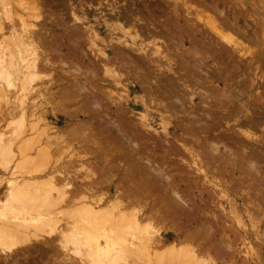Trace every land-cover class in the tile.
<instances>
[{"label": "bare ground", "instance_id": "obj_1", "mask_svg": "<svg viewBox=\"0 0 264 264\" xmlns=\"http://www.w3.org/2000/svg\"><path fill=\"white\" fill-rule=\"evenodd\" d=\"M55 1L0 0V264H264V196L258 199L261 204L251 205L250 192L245 193L250 198L238 195L236 182L229 179L233 173L227 172L230 177L224 180L230 169L222 171L220 166L230 164L241 171L237 169L240 192L246 176L264 180V172L249 153L243 154L249 159L240 158L244 148L237 152L226 146L228 140L212 136L219 119L216 111L227 110L220 120L229 121L249 114L250 107L241 101L233 107L240 90L237 93L235 79L224 74L222 66L236 55L238 63H247L248 45L212 16L190 7L183 12L176 4L180 0L163 3L174 4L171 19L179 23L175 32L169 31L170 18V26H159L155 20L144 21L147 18L135 7L116 3L107 9L101 3L88 7L95 24L85 7L71 3L64 8L73 26L67 29L61 18L52 27L48 22H57L58 16L46 23L44 13ZM249 2L237 1L242 7ZM215 4L209 7L218 13ZM163 10L167 14V8ZM198 24L213 34L210 49L215 47L217 56L211 62L212 75L221 81L203 71L213 56L193 44L191 31L192 44L186 46L187 29H197ZM263 29L264 24L259 33ZM257 38L249 35L247 41L256 45ZM260 49L253 63L264 55L263 46ZM222 55L228 58L221 60ZM255 71L250 92L257 85ZM202 106L207 124L198 115ZM183 116L188 117L186 123L177 121ZM251 128L241 129L240 136L252 144L264 143ZM206 132L211 137L203 136L200 142L194 136ZM218 160L223 161L219 166ZM196 182L208 187L199 185V196L189 188ZM209 188L225 200L228 210L220 209L240 226L234 231L240 241L230 232L232 225L210 211ZM231 195L239 198L233 201ZM245 197L250 208L244 206ZM251 228L254 238L263 239L262 255L250 247L237 260L235 240L251 245Z\"/></svg>", "mask_w": 264, "mask_h": 264}, {"label": "rangeland", "instance_id": "obj_2", "mask_svg": "<svg viewBox=\"0 0 264 264\" xmlns=\"http://www.w3.org/2000/svg\"><path fill=\"white\" fill-rule=\"evenodd\" d=\"M96 1V0H95ZM104 1H106V3L104 2ZM161 1H163V2H161ZM183 1V2H182ZM197 0H180V1H178L179 3H176L177 4V6L179 7V5H180V7H182L183 6V8L184 9H182V11L184 12L185 10H186V7H190V10L191 11H193V12H198V13H201V15H203V16H207V15H210V16H212L219 24L220 23H222V24H220V25H222V26H224V27H226V30L230 33V31L231 30H233V36H235L236 35V37L244 44V45H248V47L250 48V52H248V54L245 56V58L247 59V63L246 62H244V63H238V61H239V59L237 58V56L238 55H236V57L234 58V60H228V59H226V61H221V60H225L224 58H228V57H225V56H221V60H220V63L222 62V63H224L225 65H223L222 63V66H225V72H224V74H228L230 77L231 76H233V78L235 79L234 80V86L236 85V91H237V93L239 92L238 91V88H239V90H240V93L239 94H241V96L239 95V96H237L238 97V103L236 104V102L234 103V106L233 107H236L237 108V106L239 107L240 106V102L239 101H241V103L243 102L244 104H247V107H250L249 108V114L247 113L246 114V116L244 115L243 117H236V118H234V119H232V121H231V119H230V121L229 120H227V119H225V120H220V117H222V116H224V114H227V110H222L221 112L220 111H216V114L217 115H215V118H216V116L219 118L218 120H216V124H215V128H214V132H213V135L212 134H210V132H206V133H203V134H199L201 137H199V135L197 134V133H194V134H197V135H194L195 137H198V141L200 142V141H202L203 139H204V137L203 136H207V137H211V135L213 136V138H224L223 140H222V142L224 143L225 141H227V142H225V144H226V146L229 144V146L231 147V148H233L234 150H238L237 152H240L241 153V151H243V149L242 148H244V150L245 151H243V153H235L236 151H234V150H232L231 148H230V150H231V152H233L234 154H238V156L237 157H239V154L240 155H242L240 158H244V160H246V159H249V157L250 156H248L247 158H246V155H251V157L252 158H254L253 160L255 161L254 163L257 165V168L261 171L262 170V172H264V158L262 159V157H264V143L263 142H258L257 140L259 139V137H264V123H258L257 122V120L258 121H260V120H262V119H264V116H262V115H264V67H263V65H264V55L262 56V57H260V62H258V63H253L252 61L255 59V57L254 56H257L258 57V55H259V51L262 49V47H261V49H260V45L261 46H263V48H264V33H259V32H262V30H260L261 29V26L264 24V0H246L247 2H251V4H250V2L249 3H245V5L246 4H248V5H246V6H241V4L239 3H237V1L238 0H202V2H201V0L200 1H197ZM244 1V0H243ZM92 2H94L93 0H92ZM91 1H89L88 0V2L86 1V0H58V2L57 1H55V4L53 5V4H50V5H52L53 6V8H51L50 6L48 7L47 6V11H45L46 13L47 12H49V13H47L48 15H46V13H44V15L46 16V17H44V18H47V19H45L46 20V23L48 22V20H50L51 19V21L54 19L55 21H56V17L58 18L57 19V22H55V23H52V22H48V25L49 26H54V24L56 25V24H59V22H58V20H60L61 18L64 20V22H65V26L64 27H66L67 29H68V27H69V29H70V27L71 26H73V22L72 21H70V18H69V14L67 13V9H65L64 7H69V5L72 3L73 5H72V7H85L86 8V10L89 12V14H87V17H88V20H90L91 21V23H97V20H96V18H94V15L91 13V12H93V9H95L96 7H97V5L98 4H103V5H101L102 7H106V9H107V6L108 7H110L109 5L110 4H112V3H116L117 4V6L118 7H130L131 8V10H135V8L136 9H138V11H139V13L140 14H142L143 16H144V18L146 19V20H144L143 19V17H141L144 21H147L148 20V18H149V20H151V21H149V22H153L154 20L156 21V17L158 16H160V18H157L158 20H157V22H153V23H155V24H157V25H159V26H162L163 24H165L164 26L165 27H168V25L167 24H169L170 23V21H171V23H173V21H172V8L171 7H174L173 5V3L171 4H167V5H163V3H164V0H160V1H158V0H98V1H96L97 2V4H96V2H94V3H92ZM156 2H158L159 3V5H161V6H157L156 5ZM216 2V6L217 7H215V9L216 8H218V13H215V11L213 10V8L214 7H209V6H213L214 5V3ZM232 2V3H231ZM235 2V3H234ZM253 2V3H252ZM255 2V3H254ZM257 2V3H256ZM77 3V4H76ZM162 3V4H161ZM182 3V4H181ZM192 3V4H191ZM204 3V4H203ZM263 3V4H262ZM95 4H96V6H95ZM185 4H186V6H185ZM191 4V5H190ZM196 4V5H195ZM235 4V5H234ZM259 4V5H258ZM261 4V5H260ZM107 5V6H106ZM132 6V7H131ZM156 6V7H155ZM193 6V7H192ZM195 6V7H194ZM206 6H208V7H206ZM254 6H256V8H258L257 10H256V8H254ZM263 7L262 9H261V7ZM59 7H61V8H59ZM88 7H90V8H93V9H89L88 10ZM135 7V8H134ZM163 7L166 9L167 8V10H166V13L167 14H165V11L163 10ZM228 7V8H227ZM134 8V9H133ZM154 8V9H153ZM158 8V10H156ZM233 8V9H232ZM50 9V10H49ZM52 9V10H51ZM250 9V10H249ZM259 9L260 10H262V12L261 11H259ZM58 10V12H55V11H57ZM66 10V11H65ZM171 10V11H170ZM222 10V12H221V14H219L220 13V11ZM248 10V11H247ZM204 11V12H203ZM214 11V12H213ZM224 11V12H223ZM247 11V12H246ZM152 12V13H151ZM161 12V13H160ZM217 12V11H216ZM258 12V13H257ZM59 13L61 14V15H59ZM106 15H107V17H109V18H111V16H109V13L106 11V12H104ZM132 13H133V11H132ZM155 15H154V14ZM205 13V14H204ZM218 16H217V15ZM49 15H51L52 17H50ZM56 15V16H55ZM63 15H65L66 17H64ZM68 15V16H67ZM147 15L149 16V17H147ZM170 15H171V17H170ZM63 16V17H62ZM155 16V17H154ZM165 16V17H164ZM53 18V19H52ZM68 18H69V20H68ZM155 18V19H154ZM169 18H170V21H169ZM226 18V19H225ZM244 18V19H243ZM167 19V20H166ZM175 18H173V20H174ZM192 19H194L193 17H192ZM54 20H53V22H54ZM195 21V20H194ZM171 23L169 24V26L171 25ZM175 23V24H174ZM173 23V25H171V27H173V26H175V27H173V29H171V27H168L169 28V31H172V32H175V30H177V28L176 27H178V21L176 20V22H174ZM176 23H177V26H176ZM261 23H263L262 25H261ZM72 24V25H71ZM162 24V25H161ZM225 24V25H224ZM258 24H259V26H258ZM191 25V24H190ZM48 26V27H49ZM183 26V25H182ZM181 26V27H182ZM184 26H188V25H185L184 24ZM184 26H183V28H184ZM200 26H201V24H198V27H197V29L196 28H192L191 26V28L192 29H190V28H188L187 30H189L188 32H189V34L187 33V31H186V39L188 40L191 36H193L194 35V38L193 37H191V38H193L192 40H191V38L187 41V44H186V46L188 45H190L189 43L192 41L193 42V44L194 45H197V46H200V48H201V50H203V53H205V54H207V55H209V53H210V57H212V60L210 59L208 62V68H204L203 69V71L204 72H207V73H209L210 74V76H212L211 78L213 79V80H220L221 81V78H218L217 77V75L215 74V75H212L213 74V72L215 71L213 68V63H211L212 61L214 62L215 60H214V57H216L217 55V53H216V49H215V47H211V49H210V43H212V40H210V38L211 39H213L214 37H213V34H210V32L207 30V29H205L204 27H202L201 26V28H200ZM189 27V26H188ZM227 27H230V29L228 30V28ZM233 29H232V28ZM174 28H176V29H174ZM179 28H180V26H179ZM178 28V29H179ZM204 29V32H205V34L203 33V31H201V33L199 32L200 30H203ZM246 28V29H245ZM255 28V29H254ZM257 28V29H256ZM260 28V29H259ZM49 29L52 31V32H54V28H50L49 27ZM185 30H186V28H184ZM196 29V30H195ZM198 29H200V30H198ZM238 29V30H237ZM252 30H253V34L254 33H256V34H258V35H256V34H252ZM255 30V31H254ZM190 31H191V33H193V35L190 33ZM202 35V37H201V35L198 33V32ZM263 31H264V29H263ZM232 32V31H231ZM248 32V33H247ZM171 33V32H170ZM198 33V34H197ZM203 33V34H202ZM237 33V34H236ZM172 34H174V33H172ZM177 31H176V33L174 34V36L176 37L177 36ZM188 34V35H187ZM191 34V35H190ZM232 34V33H231ZM235 34V35H234ZM262 34H263V36H262ZM208 35H210V37H208ZM212 35V36H211ZM244 35V36H243ZM249 35H250V37L251 36H254V37H257L258 36V44H257V42H256V45H250L249 43H248V37H249ZM178 36H179V34H178ZM205 36V37H204ZM240 36V37H239ZM260 36H262L261 37V39H260ZM202 39H201V38ZM179 38V37H178ZM241 38H243L244 39V42H243V40L241 39ZM199 39H200V43H198L199 42ZM191 40V41H190ZM194 40H195V42H194ZM198 40V41H197ZM197 41V42H196ZM211 41V42H210ZM192 42H191V44H192ZM208 42V43H207ZM198 43V44H197ZM204 43V44H203ZM206 43V44H205ZM260 44V45H259ZM205 45H207L206 47V50L204 51V49H205ZM201 46H203V47H201ZM212 48H214L215 50H213ZM213 50V51H212ZM215 51V52H214ZM213 52V53H212ZM253 54V57H249L248 55L249 54ZM212 54V55H211ZM224 57V58H223ZM256 57V58H257ZM245 58H243V59H245ZM252 60V61H251ZM252 63H251V62ZM226 62V63H225ZM249 63V64H248ZM212 64V65H211ZM236 64V66H234ZM258 64V65H257ZM226 65H228V66H226ZM232 65V66H231ZM211 66V67H210ZM255 66V68H258V69H256V71H255V68H253V67ZM257 66V67H256ZM229 69V71H231V69H232V73L231 72H229L228 70H227V68ZM232 67V68H231ZM247 68H249V70L247 69ZM209 70V71H207V70ZM214 70V71H213ZM227 71V72H226ZM253 71H255L256 72V74L258 75V80H257V85H254V89L250 92V88H251V85H252V78L254 77L253 75L255 74V73H253L252 74V72ZM259 71H260V73H259ZM234 73V74H233ZM223 73H222V77H223V75H224ZM233 74V75H232ZM251 74V75H250ZM260 74H261V76H260ZM52 75H53V73H52ZM201 75V76H200ZM221 75V74H220ZM198 77L200 78H202L203 79V75L202 74H199L198 75ZM216 79H215V78ZM221 77V76H220ZM224 77H225V75H224ZM249 78V79H248ZM263 78V79H262ZM262 79V80H261ZM246 82H248V83H246ZM225 83L223 82V83H221V84H218V87H223V86H221V85H224ZM240 84H242V85H240ZM244 84V85H243ZM243 86V87H242ZM246 90H244V89ZM245 92V93H244ZM236 93V94H237ZM261 93H263V94H261ZM238 95V94H237ZM247 95H249V96H247ZM262 95V97H260ZM256 96H257V98H256ZM240 97V98H239ZM244 98V99H243ZM240 99V100H239ZM257 101H258V103H257ZM254 102H256V103H254ZM236 104V105H235ZM239 104V105H238ZM189 103L187 104V106L189 107ZM204 108H206V107H204V106H202V107H200V112L198 111V115L200 114V113H202V112H204L205 111V109ZM236 108H233V109H236ZM72 110H73V108H72ZM201 110H203L202 112H201ZM70 111H71V108H70ZM208 111V110H207ZM223 112H225V113H223ZM206 113V112H205ZM219 114H222L221 116L219 115ZM200 115H203V114H200ZM228 115V114H227ZM252 116V119L254 120H252L251 119V116ZM181 116V115H180ZM179 116V117H180ZM226 116V115H225ZM248 116H250V117H248ZM244 117H246V118H244ZM263 117V118H262ZM136 118V117H135ZM184 118V116L183 117H181V119L179 118L177 121H179V120H181V121H183L184 123H186V119L185 118H188L187 116H185V118ZM204 118V119H203ZM207 118V117H206ZM205 118V116L203 115L202 116V120H200L202 123H205V124H207V123H209V121H207V120H205L206 119ZM214 118V119H215ZM183 119V120H182ZM227 120V121H226ZM250 120H251V122H250ZM207 121V122H206ZM222 121V122H221ZM224 121H226L227 123H229L228 125H226V126H224ZM245 124H244V123ZM251 123V124H248V123ZM257 122V124H255V123ZM182 123V122H181ZM183 123V124H184ZM219 123V124H218ZM221 123V124H220ZM224 123V124H223ZM241 123H243V124H241ZM241 126H244V127H239L240 125ZM238 125V126H237ZM248 125H250V126H252V128L251 129H249V131L251 130L252 132H254L255 133V137H257V140H255V141H257V142H255V143H253L252 144V142L253 141H251V140H249L248 139V141H246L245 140V138H244V136H240V134H242V133H240L242 130L241 129H243V128H245V129H243V130H248V128L250 127V126H248V128H247V126ZM228 126V127H227ZM199 127H202V126H199ZM233 127H235V128H233ZM239 129H238V128ZM260 127V128H259ZM220 128V130H218V129ZM255 128V129H254ZM201 129V128H200ZM258 129V130H257ZM262 130V132H261V130ZM260 130V131H259ZM198 131H200V130H198ZM220 133H218V132ZM230 131V132H229ZM232 131V132H231ZM236 131H237V133H236ZM229 132V133H228ZM208 133V134H207ZM217 133H218V135H217ZM240 133V134H239ZM232 134H234V135H232ZM216 135H217V137H216ZM218 136H220V137H218ZM224 136V137H223ZM238 136H240V137H238ZM254 137V138H255ZM264 139V138H263ZM239 140V141H238ZM240 142V143H239ZM260 143V144H259ZM233 144V145H232ZM240 144V145H239ZM259 144V145H258ZM235 145V146H234ZM239 145V146H238ZM263 145V146H262ZM195 147H198V146H196V145H194ZM241 147V148H240ZM261 147V148H260ZM239 148V149H238ZM247 149V150H246ZM199 150V149H198ZM223 150V149H222ZM249 151V152H248ZM246 153V155H245V157H243L244 155L243 154H245ZM262 152V153H261ZM249 153V154H248ZM256 155V156H255ZM261 155V156H260ZM258 156V157H257ZM258 159H257V158ZM261 157V158H260ZM259 159H261V161H263V162H261ZM219 162H221L220 160H218V162L216 163V164H218V166L220 165V163ZM223 162V161H222ZM222 162H221V164H222ZM238 164L240 163L239 161L237 162ZM228 165V164H227ZM227 165H226V167L224 166V163H223V167L222 166H220V168H222L223 170L222 171H224L226 168H227V170L228 169H230V170H228V171H225L226 172V174H224V180H226V175H227V177L229 176V175H231V177L229 178L230 179V181L231 182H233L234 181V183L236 182V184L238 183V185H236L235 184V186H236V188H235V186H234V184H233V187L236 189V190H238L239 192H240V190L239 189H237L238 188V186H239V183L242 181V179H240L239 180V177H238V175H239V173L241 172L238 168H232V165H230L231 166V168H230V166H229V168L227 167ZM225 168V169H224ZM261 168V169H260ZM232 169H235L234 170V172H233V170ZM240 171H238V170ZM232 170V171H231ZM230 172H232L233 174H229L228 175V173ZM237 172H239V173H237ZM237 173V174H236ZM241 175L242 174H240V178H241ZM252 175V174H251ZM251 175H249V176H246V179H244V177L242 176V178L245 180V182H244V180H243V183H245V184H243L242 186L244 187H241L242 189H243V193H242V195H241V192H242V189H241V192L239 193L238 191V193L236 192V190H235V192H234V194L233 195H239L240 194V196H246L245 195V193H247L248 191L250 192V196H251V198L250 197H248L249 195H247L246 197H248V198H250V200H252L251 202V205L253 204V205H256V203L257 204H261V202L263 203L264 201H263V196H264V194H263V190H264V180H262V177H261V179H260V177L259 176H257V175H255L254 174V176H251ZM262 175H263V173H262ZM235 176V177H234ZM237 177H238V179H237ZM249 179H248V178ZM251 177L253 178V179H251ZM259 177V178H258ZM263 177H264V175H263ZM235 179H237V181L235 180ZM258 179L260 180V182L262 183V186H263V188H262V190H261V183L260 182H258ZM264 179V178H263ZM248 180H249V182L251 183H249L248 182ZM251 180V181H250ZM227 181H228V178H227ZM253 181V182H252ZM247 182V183H246ZM249 183V184H248ZM257 183V184H256ZM258 183H260V184H258ZM195 184H197V186L195 185ZM246 184H248V185H246ZM195 185V186H194ZM200 185V186H199ZM253 185V186H252ZM261 186V187H259V189L261 190H258V187L257 188H255L254 186ZM189 188H190V191H191V189H192V191H196L195 192V194L197 195V196H199V194H201V193H203V192H201V191H203V190H201V189H208V187H205V186H202V184H198V182H196V183H189ZM196 187L195 189L194 188H192V187ZM198 186L199 187H203V188H198ZM245 186H247V187H245ZM250 186V187H249ZM251 186H252V188H251ZM240 187V186H239ZM249 187V188H248ZM247 188H248V190H247ZM251 188V189H250ZM211 188H209V190H210ZM253 189V190H252ZM254 189L258 192V194L259 195H257V201H256V196H255V194H257V192L256 191H254ZM201 190V191H200ZM206 190H204V192H206ZM209 190H208V192H209ZM254 191V192H256L255 194H253L254 192H252V191ZM201 193H200V192ZM212 191V192H211ZM245 191V192H244ZM247 191V192H246ZM210 193L211 194H213L212 195V198H211V200L213 201V203L211 204V205H208V207H209V209H210V211L214 214V216H215V218L216 219H220V220H222L223 222H225L226 220L228 221V219L223 215V212H222V208H221V206L222 207H224L225 209L227 208V210H228V207L226 206V202H225V200H223V199H221L220 197H219V195H217V194H215V191L214 190H210ZM237 193V194H236ZM210 194V195H211ZM214 194H215V196H216V198H215V196H214ZM261 194H262V196H261ZM233 195H231V198H232V200L233 201H235V199L236 198H239V196L238 197H234ZM253 195H254V197H253ZM246 197L244 198L245 200H246V205L244 204V206H249V205H247V204H249V202H250V200L248 201V203H247V199H246ZM259 197V198H258ZM260 197H263L262 198V200L260 199ZM219 198H220V200H219ZM216 199V200H215ZM258 199H260L261 200V202H259L260 200H258ZM198 200L200 201V198L198 197ZM219 200V201H218ZM221 201V202H220ZM219 202H220V204H219ZM205 204H207V203H205ZM251 205L249 206V208L251 207ZM212 206V207H211ZM218 206H220V207H218ZM215 207V208H214ZM221 208V209H220ZM218 212H217V211ZM220 212V213H219ZM218 215V216H217ZM219 217V218H218ZM226 218V219H225ZM261 217H259L258 219H260ZM261 222H262V224H263V229H264V218L262 217L261 219ZM263 220V221H262ZM212 221V220H211ZM221 221V222H222ZM227 223H230V225H232L231 227H230V232H233V234L235 233L234 231H238L239 229H240V226L239 227H237L238 226V224L236 223V221L235 220H231V222H227ZM249 227H250V225H249ZM232 228V229H231ZM234 229V230H233ZM261 230V234H260V236L261 235H263L264 236V234H262L263 233V231L264 230ZM250 232L252 233V238H250V241H251V245H243L242 243H240V242H238V241H236L237 239H239V237L236 235V234H234V237H235V239H236V237H238L236 240H235V243H237V245H236V248L238 249V257H237V260L238 259H243L242 257H244L243 256V254L242 253H246L247 252V250L249 251V249H250V247H251V249L252 250H254L259 256L260 255H262V248H260V244H262V238H254V235H253V233L255 232V229L254 228H251L250 229ZM255 239V240H254ZM260 241H259V240ZM239 241H240V239H239ZM257 242V243H256ZM253 243V244H252ZM249 244V243H248ZM248 246V247H247ZM257 246V247H256ZM244 248V249H243ZM246 249V250H245ZM245 251V252H244ZM261 251V252H260ZM241 252V253H240ZM254 252V253H255ZM260 252V253H259ZM68 257H69V255H68ZM71 260H76L75 258H73V257H69ZM264 258V255L262 256V259ZM263 261H264V259H263ZM62 264V263H61ZM64 264H69V261L68 262H66V263H64Z\"/></svg>", "mask_w": 264, "mask_h": 264}]
</instances>
